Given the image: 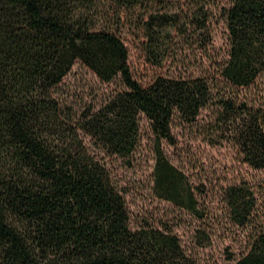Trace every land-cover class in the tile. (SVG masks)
Wrapping results in <instances>:
<instances>
[{
	"label": "trees",
	"instance_id": "obj_1",
	"mask_svg": "<svg viewBox=\"0 0 264 264\" xmlns=\"http://www.w3.org/2000/svg\"><path fill=\"white\" fill-rule=\"evenodd\" d=\"M128 10L142 13L136 27L156 66L175 40L213 49L221 21L225 57L209 58L196 76L157 77L144 87L113 29ZM76 61L121 87L80 116L55 95ZM262 77L264 0H0V264H198L171 232L130 228L105 158L130 165L143 116L154 137V196L203 219L198 189L170 163L163 143L177 145V121L211 147L233 145L244 164L264 170V111L240 96ZM224 195L232 221L248 224L253 192L231 184ZM199 232L196 245H210ZM249 241L230 264H264V227Z\"/></svg>",
	"mask_w": 264,
	"mask_h": 264
},
{
	"label": "rangeland",
	"instance_id": "obj_2",
	"mask_svg": "<svg viewBox=\"0 0 264 264\" xmlns=\"http://www.w3.org/2000/svg\"><path fill=\"white\" fill-rule=\"evenodd\" d=\"M142 13L138 10L121 12L120 22L114 24L118 36L128 51V63L134 79L146 87L157 77L196 76L209 58H223L227 51L228 32L221 21L213 27L212 45L183 44L179 40L168 43L167 57L162 66L149 62L145 52L144 32L136 27ZM208 65V64H207ZM121 89L118 81L101 82L81 62L76 61L70 72L56 88L60 102L71 107L77 116L86 111H96ZM241 97L252 101L264 111V77L249 89L241 90ZM205 115V113H203ZM139 144L130 165L121 159L106 157L108 169L125 200L132 230L153 228L176 235L185 254L198 264H230L245 253L250 243L251 231L264 227V170H256L242 162V156L231 144L209 146L202 142L194 128L175 122L172 133L177 145L163 150L170 163L183 171L196 190L203 219L160 200L153 194L154 137L150 123L139 118ZM83 135V134H82ZM84 140L90 151L98 154L88 136ZM231 184L245 185L254 194L252 218L241 227L229 217L224 192ZM205 232L211 238L210 245H196L195 235ZM230 260V261H229Z\"/></svg>",
	"mask_w": 264,
	"mask_h": 264
}]
</instances>
